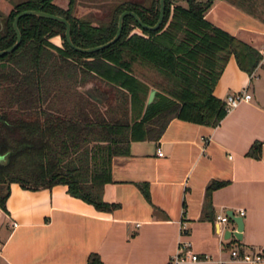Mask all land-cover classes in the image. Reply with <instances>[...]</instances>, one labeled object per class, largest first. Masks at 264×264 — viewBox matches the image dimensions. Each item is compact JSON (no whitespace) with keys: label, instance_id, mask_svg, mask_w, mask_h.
<instances>
[{"label":"trees","instance_id":"trees-1","mask_svg":"<svg viewBox=\"0 0 264 264\" xmlns=\"http://www.w3.org/2000/svg\"><path fill=\"white\" fill-rule=\"evenodd\" d=\"M211 2L163 0L162 19L155 28L140 24L126 12L119 35L92 50L71 45L61 19L19 14L20 38L0 53V152H5L0 158V205L5 207L10 180L26 187L60 181L96 208L112 209L119 202L102 195L110 179V156L126 151L130 138L143 137L151 130L158 133L169 115L216 124L226 108L212 87L226 58L232 54L250 72L262 54L204 17ZM105 3L99 20L92 22L73 11L75 0H67L65 6L54 0H15L0 13V47L15 39L12 18L24 7L62 14L69 21L71 40L79 45L109 38L123 8L134 9L147 23L154 22L159 12V0ZM54 33L60 35V44L49 38ZM260 65L264 68V60ZM58 69L70 75L79 71L81 79L98 81L106 91L104 105L79 91L72 105L50 108L44 103L46 90ZM150 86L155 87L154 96L144 104ZM158 117V125L149 124ZM259 150V139L247 149L254 155ZM225 181L210 178L204 186V200L209 201L210 190ZM138 185L149 199L147 182ZM99 262L98 251L90 250L85 264Z\"/></svg>","mask_w":264,"mask_h":264},{"label":"crops","instance_id":"crops-1","mask_svg":"<svg viewBox=\"0 0 264 264\" xmlns=\"http://www.w3.org/2000/svg\"><path fill=\"white\" fill-rule=\"evenodd\" d=\"M56 2L65 6L67 0ZM242 5L212 0L204 17L260 51L264 15ZM49 38L61 43L58 33ZM261 60L264 56L248 72L228 55L212 91L223 99L228 90L246 85L248 96L227 108L216 124L169 115L158 133L151 130L130 138L126 151L112 153L110 179L102 192L104 198L119 202L112 209L96 208L70 193L65 182L26 187L10 180L5 207L0 205V264H85L90 250L98 251L99 264H168L175 250L183 256L175 264H264L228 258L233 244L264 247V68L257 70ZM55 72L44 101L50 108L72 105L79 91L104 105L106 91L98 81L81 79L79 71ZM160 119L149 124L156 126ZM255 139L260 140L258 155L247 151ZM210 178L226 181L213 187L205 201L204 186ZM139 181L147 182L149 199ZM228 207L235 213L243 209L239 237L233 232L224 235L225 228L236 225L232 217H215ZM190 252L207 256L194 259Z\"/></svg>","mask_w":264,"mask_h":264},{"label":"water","instance_id":"water-1","mask_svg":"<svg viewBox=\"0 0 264 264\" xmlns=\"http://www.w3.org/2000/svg\"><path fill=\"white\" fill-rule=\"evenodd\" d=\"M26 12L43 14V15H47V16H51V17H55V18L63 20L64 23H65L64 33H65L66 40L71 45L75 46L76 48H79V49H82V50H92V49L101 47V46L109 43L110 41L114 40L119 35L120 28H121V22H122V16L126 12L133 14V16L136 18V20L140 24H142L144 26L151 27V28L157 27L159 25L161 19H162L163 0H159V12H158V15H157L156 19L154 20V22L147 23V22H145L144 20H142L140 18V16L137 14V12L134 9L127 8V7L123 8L119 12V14L117 16V25H116V29H115L114 33L109 38H107V39H105V40H103L101 42L88 44V45H79V44L74 43L71 40L70 34H69V21L62 14L57 13V12H52V11H49V10H45V9H42V8H37V7L20 8L14 13L13 18H12V25L14 27L15 34H16L15 39L10 44H8L6 46H3V47H0V53L3 52V51L11 49L18 42V40L20 38V30H19V28L17 26L16 19H17L19 14L26 13ZM154 91H155V87L154 86H150V88L148 89L147 95H146V102H148L149 100H151L153 98ZM4 157H5V152H0V158H4ZM225 211L230 217H232L235 220L236 225H235L234 228H228V227L225 228L224 229V235L226 236V235H229L230 232H233L236 236L239 237L241 235V229H242V225H243L242 214L233 212L232 208H230V207L226 208Z\"/></svg>","mask_w":264,"mask_h":264},{"label":"built area","instance_id":"built-area-1","mask_svg":"<svg viewBox=\"0 0 264 264\" xmlns=\"http://www.w3.org/2000/svg\"><path fill=\"white\" fill-rule=\"evenodd\" d=\"M261 50H264V44ZM260 50V51H261ZM248 96V92L246 90V85H243L238 88H232L228 90L224 96H223V101L225 108H229L233 105H235L240 99L245 98ZM157 151L160 153L161 149H157ZM243 209L239 208L238 213H242ZM215 217L219 220H225L229 217V215L226 212L220 213L217 212L215 214ZM190 257L191 258H205L207 256L206 253H203L202 255H198L196 252H190ZM183 256L180 254L178 250H175L174 252L170 253L168 256V264H175L179 260H182ZM229 259L232 258H241L249 261L253 260H264V247L263 246H258L255 248H240L239 245L233 244L232 246L229 247ZM219 264H223L222 260H220Z\"/></svg>","mask_w":264,"mask_h":264},{"label":"rangeland","instance_id":"rangeland-1","mask_svg":"<svg viewBox=\"0 0 264 264\" xmlns=\"http://www.w3.org/2000/svg\"><path fill=\"white\" fill-rule=\"evenodd\" d=\"M15 0H0V13H4L10 7V5ZM60 1V0H54ZM106 1L108 0H75V6L73 11L76 14H84L88 17L92 22H97L99 20L100 15L103 13V10L106 8ZM184 1V0H178ZM238 3H243L244 8H247L249 11L254 13L259 12V15H264V0H238ZM133 29H138L137 26L133 27ZM261 39L264 42V34H262ZM262 42V43H263ZM261 50V49H260ZM262 56H264V50H261ZM263 67H259L260 70ZM264 70V69H263Z\"/></svg>","mask_w":264,"mask_h":264}]
</instances>
